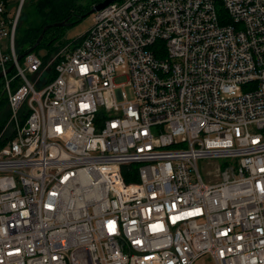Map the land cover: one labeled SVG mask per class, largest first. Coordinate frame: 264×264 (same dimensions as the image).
<instances>
[{"label": "built area", "instance_id": "2783aa9c", "mask_svg": "<svg viewBox=\"0 0 264 264\" xmlns=\"http://www.w3.org/2000/svg\"><path fill=\"white\" fill-rule=\"evenodd\" d=\"M17 24L0 264H264V0H121L21 60Z\"/></svg>", "mask_w": 264, "mask_h": 264}, {"label": "trees", "instance_id": "16d2710c", "mask_svg": "<svg viewBox=\"0 0 264 264\" xmlns=\"http://www.w3.org/2000/svg\"><path fill=\"white\" fill-rule=\"evenodd\" d=\"M105 0H36L30 6L25 22L16 29L15 46L19 57L26 55L35 47L37 41L47 26L66 23L64 28L52 27L49 29L40 45L34 53L40 49H45L48 53L57 50L56 42L60 40L69 27L79 24L91 10ZM8 5V4H7ZM19 23V22H18ZM78 40V39H77ZM10 108L7 96L2 91L0 85V149L13 139L15 133L5 129L10 120ZM23 120L26 119V111L22 112ZM127 182H132L126 177Z\"/></svg>", "mask_w": 264, "mask_h": 264}, {"label": "rangeland", "instance_id": "374dc122", "mask_svg": "<svg viewBox=\"0 0 264 264\" xmlns=\"http://www.w3.org/2000/svg\"><path fill=\"white\" fill-rule=\"evenodd\" d=\"M8 2V10L12 14L17 15L19 11L20 12V18H19V23L18 27L21 28L23 23L26 20V17L28 13L30 12V6L31 4L36 1V0H0V2ZM6 2V3H7ZM7 3V4H8ZM94 14L89 16L88 18L84 19L82 22L79 24L74 25L73 27H69L65 30L62 38L56 42V46H60L62 44H66L69 42H73L75 39L78 37H81L83 35V32L89 28L92 25ZM79 39V38H78ZM45 52H48L45 49H40L36 51L35 53L38 55H42ZM117 84L121 85L124 84L125 86L123 87V91L127 94V97L129 100H134V90L133 87L130 86L127 82L126 77H120L117 79ZM206 163L205 162H200L199 163V168L202 171L203 175L206 173L205 170ZM201 264H215L214 261L210 257H205L202 261Z\"/></svg>", "mask_w": 264, "mask_h": 264}, {"label": "water", "instance_id": "95a60500", "mask_svg": "<svg viewBox=\"0 0 264 264\" xmlns=\"http://www.w3.org/2000/svg\"><path fill=\"white\" fill-rule=\"evenodd\" d=\"M118 1H121V0H105V1L102 2L101 4L95 6L87 16H91V15H93V14H96V13H98V12L104 10L106 7H108V6L114 4L115 2H118ZM52 27H56V28H64V27H66V23H60V24H55V25H53V26H47V27H45L44 30H43L42 35L40 36L39 40L37 41V43H36V45H35V47H34V48H33L28 54L34 52V50L40 45L41 41L43 40V38H44L46 32H47L49 29H51ZM22 58H23V57H20V60H21ZM11 70H12V68L10 69V71H11ZM10 71H9V72H10Z\"/></svg>", "mask_w": 264, "mask_h": 264}, {"label": "bare ground", "instance_id": "6f19581e", "mask_svg": "<svg viewBox=\"0 0 264 264\" xmlns=\"http://www.w3.org/2000/svg\"><path fill=\"white\" fill-rule=\"evenodd\" d=\"M4 2V1H3ZM6 3V2H5ZM116 3V2H115ZM6 8H7V3H6ZM20 12L21 11H19L18 13H17V16H18V22H19V18H20ZM17 26H18V24H17ZM0 80H1V77H0Z\"/></svg>", "mask_w": 264, "mask_h": 264}, {"label": "crops", "instance_id": "0c3cea01", "mask_svg": "<svg viewBox=\"0 0 264 264\" xmlns=\"http://www.w3.org/2000/svg\"><path fill=\"white\" fill-rule=\"evenodd\" d=\"M6 1V0H5ZM7 2V1H6ZM8 3V2H7ZM8 5H9V3H8ZM7 10H8V6H7ZM8 12L11 14V12H10V10H8ZM88 29V28H87ZM86 29V30H87ZM86 30L83 32V34L86 32ZM79 38V37H78Z\"/></svg>", "mask_w": 264, "mask_h": 264}]
</instances>
